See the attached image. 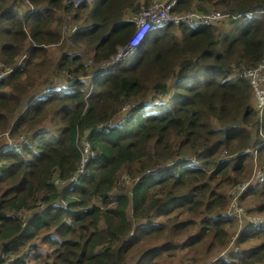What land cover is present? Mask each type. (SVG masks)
<instances>
[{
	"label": "trees",
	"instance_id": "obj_1",
	"mask_svg": "<svg viewBox=\"0 0 264 264\" xmlns=\"http://www.w3.org/2000/svg\"><path fill=\"white\" fill-rule=\"evenodd\" d=\"M151 2L84 1L73 17L79 31L72 42L87 48L93 63L108 61ZM71 6L0 0V65L13 67L29 47L24 66L0 78V139H29L0 153V264H32L30 250L41 244L50 252L36 254L35 264H168L174 257L195 264L224 249L233 227L224 216V189L244 174L247 150L260 145L264 160V117L243 75L264 58V0H177L172 14L218 11L225 18L169 22L91 81L67 79L87 75L71 49L51 71L44 68L45 46L59 42ZM43 71L47 77L36 86L34 74ZM55 82L71 90L32 101L37 87ZM85 141L86 170L69 192L63 186ZM124 172L137 178L130 190L118 186ZM64 201L66 209L52 206ZM242 202L248 212L264 213V183ZM251 241L259 242L224 264H264V226L237 243Z\"/></svg>",
	"mask_w": 264,
	"mask_h": 264
},
{
	"label": "built area",
	"instance_id": "obj_2",
	"mask_svg": "<svg viewBox=\"0 0 264 264\" xmlns=\"http://www.w3.org/2000/svg\"><path fill=\"white\" fill-rule=\"evenodd\" d=\"M85 0H70L72 6L68 14L70 16H74L77 12L78 7L84 2ZM177 0H171L168 4H164L161 2H155L148 8H143L138 13L136 17V28L128 40V43L125 46H117L116 52L112 55L109 61L102 65V69L108 67V65L118 63L123 57L133 51L136 47H138L142 42L145 40L147 35L158 28L163 27L168 22H191L196 20H201L207 24H218L221 22L225 16L218 11L211 12L209 14L200 15L198 12L194 10L188 11L182 15H171L169 14L170 9L176 4ZM68 30L71 32H75L77 27L74 25H70ZM3 66V65H0ZM264 67V59L263 63L259 65L256 69H248L244 70L243 75L248 76L251 80L254 92L255 102L259 110L264 108V77L261 76V69ZM12 70L8 68L6 73ZM5 74V73H4ZM2 76H0L1 78ZM257 80L262 82L261 87L257 85ZM260 88V90H259ZM61 89L60 85L56 86H48L41 90L39 94L36 95V99H40L43 97H47L52 91H59ZM89 154V146L85 144L83 149V157L80 160V164L76 172L70 178V184L78 183L80 176L85 171V164L88 159ZM254 180H258L259 182L264 181V173L260 170H255L252 178L247 182L239 181L234 185V193L233 197H229V205L226 210V216L235 219L239 223V229L232 237V242L238 237L239 232L245 231L248 227H257L260 226L264 220L257 216H252L247 213L246 208L241 207L239 202H241V197L243 194L248 190L250 185L253 183ZM54 207H62L65 208L67 205L65 202H60L58 204H52ZM25 212V211H24ZM27 213L25 212V215ZM23 216L24 220L25 217ZM24 224V223H23ZM230 251L236 252L237 248H230L225 252H222L218 257L214 258L209 264H219L223 260L227 259Z\"/></svg>",
	"mask_w": 264,
	"mask_h": 264
},
{
	"label": "rangeland",
	"instance_id": "obj_3",
	"mask_svg": "<svg viewBox=\"0 0 264 264\" xmlns=\"http://www.w3.org/2000/svg\"><path fill=\"white\" fill-rule=\"evenodd\" d=\"M150 2H151V4L148 7H150L155 2L163 3L162 0H150ZM148 7H146V8H148ZM143 8H145V7L142 6L141 9H143ZM56 18H60L61 19V13H57L56 14ZM72 24H75V23H73V17L70 16L68 14V12L63 13L62 14V25H61V37H60L59 42L57 44H52L51 46H49V45L45 46L48 51H47V57H46V59L44 61L45 62L44 68H45V70L51 71L53 69V67L55 66L56 62L59 60V58H61L63 56L65 50L66 49L67 50L71 49L72 51L69 50L70 52H74V53H76V54L81 56V59H82L81 62H84V70H87V75L86 76H83V75H79L78 76V74L77 75L66 74L67 75L66 76L67 79H69V80H75L76 79V80L79 81V80H82V78H83L84 80L87 79L86 81H91L95 71L90 69V68H96V65L94 63H93V65L88 64V60L90 59V54L91 53L89 52V50L87 48L78 47L72 42L71 30H68L69 26L72 25ZM27 44H30L29 40L26 41L25 45L27 46ZM28 48L29 47H25V49L17 57V59L15 61L16 64L12 67V70L9 71L8 73L14 71L15 69H17L20 66H24V63H25L24 60L26 59V54H27L26 50ZM125 59L126 58H124L123 60H125ZM86 66H88L89 68H86ZM6 71H7L6 68H4L3 66H0V76H3L2 74H4V73H5V75L8 74V73H6ZM48 72L43 71L41 77H38L36 73L34 74V76H36L35 79H34L36 86L40 85L38 83L41 82L42 78L47 77V73ZM55 83H61V82H55ZM55 83H52L50 85L46 84V85L47 86H51V85H54ZM256 83H257V85L259 87H261L262 82L260 80H257ZM37 88H38V90H37ZM37 88H36V92L34 93L35 89H33L31 94L32 93H34L33 95L38 94L44 87H40L39 86ZM69 90H71V89L65 88L63 91L65 93H67V91H69ZM259 90H260V88H259ZM125 111H127V108L123 109L121 111V117H123ZM118 119L119 118L116 117V120H118ZM1 138L4 139V136L1 137ZM3 139H0V141H2ZM250 154L251 155L249 156V158L247 160V163H245V165L247 167H246V170H245L244 174L242 176H235L234 177V182L235 181H241L242 179H246V181L243 182V183H247L252 178L257 164H263L264 165V160H262V158H260L259 156L255 157L252 153H250ZM134 180H135V178L131 179L130 175L128 173L124 172L123 176L121 177V181H119V183H118V186L119 187H125L126 189L130 190L131 186L133 185ZM234 189L235 188H234L233 185H231L230 187L224 189L227 201H229V197L230 198L233 197ZM246 200L247 199H245V201ZM239 205L241 207H245L244 203H242V202H239ZM254 215H258V214H254ZM261 215L264 216V213L260 214V216ZM25 219H26V217H25ZM231 220H232V226L233 227H232L230 233L228 234V238L230 237L228 245L224 249L220 248V249L214 251L207 258H204V259H202L201 261H198V263H195V264H209L214 258L218 257L222 252H225L226 250H228L230 248H243L244 250H248L250 248H254L258 244L259 241H251V242H248V243H246L244 245H242V244L240 245V244H236V243L232 242V237L234 236V233L237 231L238 224H237V222L235 220H233V219H231ZM46 236H48L50 238H55L56 234L54 232H49V234H46ZM35 243H38V241H35ZM48 252H50V250L48 249V244H41V246H40V248L38 250H34V249L30 250L29 255L27 254L28 255L27 261H28V263L31 262L32 264H35L36 260H34V256L36 254H39L41 257H43ZM231 258H232V256L230 255L227 258L226 262L231 261ZM169 261L170 262L168 264H193L189 260L185 262V260H181L180 258H176V257L169 259Z\"/></svg>",
	"mask_w": 264,
	"mask_h": 264
},
{
	"label": "clouds",
	"instance_id": "obj_4",
	"mask_svg": "<svg viewBox=\"0 0 264 264\" xmlns=\"http://www.w3.org/2000/svg\"><path fill=\"white\" fill-rule=\"evenodd\" d=\"M86 1V0H85ZM171 1V0H170ZM168 4V3H167ZM175 6V5H174ZM173 6V7H174ZM172 7V8H173ZM171 8V9H172ZM171 9H170V11H171ZM141 11V10H140ZM169 11V14H171V15H176V14H172L171 12ZM195 11V10H194ZM188 12V11H187ZM186 12V13H187ZM195 12H197V11H195ZM77 13V12H76ZM76 15V14H75ZM74 15V16H75ZM138 15V14H137ZM182 15V14H181ZM73 16V17H74ZM178 16V15H177ZM136 17L137 16H135V21H136ZM169 23V22H168ZM174 23H177V22H174ZM183 23H186V22H183ZM72 25H74V26H76L77 27V30L75 31V32H71V36L72 35H74L76 32H78L79 31V28H78V26L77 25H75V24H72ZM166 25V24H165ZM135 28H136V22H135ZM159 29V28H158ZM154 31V30H153ZM152 32V31H151ZM143 43V42H142ZM141 45V44H140ZM137 48V47H136ZM132 52V51H131ZM130 52V53H131ZM128 55V54H127ZM126 55V56H127ZM125 56V57H126ZM125 57H123V58H125ZM122 58V59H123ZM110 59V58H109ZM121 59V60H122ZM264 59V58H263ZM121 60L118 62V63H116V64H111V65H108V67L107 68H105V69H102L101 68V66L102 65H105L108 61H106V62H104V63H102V64H99V65H97V64H95L96 65V68H90V69H92V70H94L95 71V73H94V75H93V77L92 78H94L95 76H102V75H104L105 73H107L109 70H111L113 67H115V66H117L120 62H121ZM262 63H263V60H262ZM261 63V64H262ZM88 64H90V65H93V62L89 59L88 60ZM260 64V65H261ZM86 68H89L88 66H86ZM101 68V69H100ZM257 68V67H256ZM256 68H253V69H256ZM264 68V67H263ZM261 69V76H263L264 77V69ZM244 72V71H243ZM233 76V74H231L229 77H228V79L229 78H231ZM245 77H248V76H245ZM251 81V80H250ZM252 84V83H251ZM56 85H60L61 86V89L59 90V91H52L51 93H54V92H60L61 90H63V88H64V86H63V84H61V83H55L54 85H51V86H56ZM48 87V86H47ZM45 88V87H44ZM41 92V91H40ZM39 92V93H40ZM38 93V94H39ZM50 93V94H51ZM49 94V95H50ZM48 95V96H49ZM47 96V97H48ZM43 98H46V97H43ZM43 98H40V99H43ZM40 99H36V96H35V99L34 100H32V101H36V100H40ZM256 107H257V104H256ZM257 112H258V117H259V120L260 119H263V117H264V108L262 109V110H259L258 109V107H257ZM260 135H262V133H260ZM10 138L9 137H6V136H4V139L2 140V141H0V153L1 152H3V151H5L7 148H13V150L14 151H17L18 149H20V148H23L24 146H26V145H28V142H29V139H28V136L26 135V134H23L21 137H19V138H17V139H15V140H10ZM262 141H264V138L262 139ZM85 144H87L88 146H89V154H90V143H88L87 141H85V142H83V145L85 146ZM260 147V145H258L256 148H254V149H251V150H247L249 153H252L255 157H257L258 156V152H257V149ZM84 149V148H83ZM89 154H88V156H89ZM251 155V154H250ZM86 164H87V162H86ZM86 164H85V170H86ZM255 170H260L261 172H263L264 173V165L263 164H257V166H256V169ZM84 173H85V171H84ZM83 173V174H84ZM82 174V175H83ZM145 174H149V172L147 173H145ZM82 175L80 176V178L82 177ZM123 176V175H122ZM80 178H79V181H80ZM136 179L137 178H135V180H134V182H133V184L135 183V181H136ZM79 181H78V183H75V184H70V181L69 182H67L66 184H64V186H63V188L64 189H66V188H69V192H73L76 188H77V186H78V184H79ZM119 181H121V178H120V180ZM241 181H246V179H242ZM237 182H239V181H235L232 185L234 186ZM119 183V182H118ZM262 183H264V181H262V182H259L258 180H254L253 181V183L250 185V187L248 188V190L243 194V196L241 197V202H242V198L245 196V194L250 190V189H252V188H255L257 185H259V184H262ZM63 188H62V190H63ZM70 195V193L68 194V197H73V196H69ZM65 202V201H64ZM228 203H227V207H228V205H229V201H227ZM66 203V202H65ZM243 203V202H242ZM66 207L65 208H62V209H66L67 207H68V204L66 203ZM244 208H246V210H247V213L249 214V215H252V216H257V217H260V218H262L263 220H264V216H260V215H254V214H252V213H250V212H248V207L244 204ZM227 207H226V209H225V213H224V216L226 217V218H228V219H233V218H230V217H227L226 216V210H227ZM29 218H30V215L28 216V214H27V216H26V219H25V221H24V226H26L27 224H28V222H29ZM233 220H235V219H233ZM236 221V220H235ZM237 222V221H236ZM237 224H238V227H237V231H238V229H239V223L237 222ZM264 226V222L260 225V226H257V227H248L245 231H241V232H239V235H238V237L235 239V241H234V243H236V244H238L237 242H238V240L243 236V235H245V234H247L249 231H251V230H254V229H257V228H259V227H263ZM236 231V232H237ZM235 232V233H236ZM234 233V234H235ZM27 251L28 250H26L25 252L27 253ZM241 251H245L243 248H237V251L236 252H232V251H230V253H229V255H228V257L231 255V256H233V255H236V254H238V253H240ZM227 257V258H228ZM226 260L227 259H225V260H223L222 262H220L219 264H223L224 262H226Z\"/></svg>",
	"mask_w": 264,
	"mask_h": 264
},
{
	"label": "bare ground",
	"instance_id": "obj_5",
	"mask_svg": "<svg viewBox=\"0 0 264 264\" xmlns=\"http://www.w3.org/2000/svg\"><path fill=\"white\" fill-rule=\"evenodd\" d=\"M80 7V6H79Z\"/></svg>",
	"mask_w": 264,
	"mask_h": 264
}]
</instances>
